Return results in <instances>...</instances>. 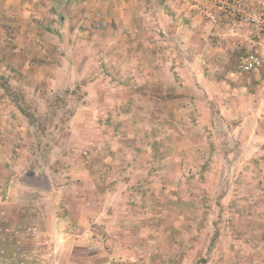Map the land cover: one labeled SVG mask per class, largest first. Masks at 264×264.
I'll return each instance as SVG.
<instances>
[{"label": "rangeland", "instance_id": "1", "mask_svg": "<svg viewBox=\"0 0 264 264\" xmlns=\"http://www.w3.org/2000/svg\"><path fill=\"white\" fill-rule=\"evenodd\" d=\"M55 1L0 12V264H59V232L106 264H264V0H191L229 40L201 94L172 42L152 70L176 36L160 0L117 4L138 14L118 29Z\"/></svg>", "mask_w": 264, "mask_h": 264}, {"label": "crops", "instance_id": "2", "mask_svg": "<svg viewBox=\"0 0 264 264\" xmlns=\"http://www.w3.org/2000/svg\"><path fill=\"white\" fill-rule=\"evenodd\" d=\"M112 2H115V4L109 5L111 1L108 0H71L70 6L68 7L66 6V7L70 11L69 16L72 17L77 16L79 19H81L80 22L81 25L82 22H84V19L88 17L92 18L96 16L104 19L106 18V16H111L113 19H115V21H111L117 26V28H115L114 26L115 29H118L121 24L120 21H116V18H122L124 16H127L131 19L134 18L135 15H138V14H133L131 12L128 13V11H123L124 8L126 7L125 5L121 6L120 8H117L119 5H121L122 2H124V0H112ZM191 2H192L191 0H160V3L166 4L170 8V11L166 10L164 13H162V16L164 17V19H167L168 25L173 27L172 30L174 31L171 32H173L174 35L176 34V36L175 39L173 40L171 39L169 40V42H167V40L164 38L161 43H157V45H162V47H160V49H163L162 60H158L155 63L153 62L152 66L154 67L156 63L157 64L161 63V66L168 64L167 55L165 56L164 53H169L168 50L176 51V48L171 49L172 46L170 45L171 42L172 44H174L175 47H179L182 50H187V52H183L181 54L186 60V62L189 64V66L192 68V71L194 72V74H191L189 75L190 77H188L189 78L188 82L190 83L188 85L192 90V94H201L198 93V91H201L202 87L205 89V91L209 92V88L211 91L212 86L214 85L212 81L213 77L208 75L209 71L206 68L221 63L220 61L218 62L219 59L217 57L216 51L219 46H225V43L229 42V40L226 37H224L226 35L225 30L223 28H220L218 24H216L217 23L216 21L214 20L210 21L206 17L195 13L194 10L192 9L193 7L190 6ZM23 3L24 4L31 3L33 5V7H31V10H29L28 12L30 15L29 18L35 19L34 22L35 25L40 22H43L45 19L44 17L46 15L50 16L53 7L52 5L53 4L57 5L55 0H0V12L1 13L4 12L2 9H6L8 11L9 9L12 11L18 10V12H21L20 9L24 10L26 9L27 6V5L22 6ZM41 10L43 13L42 15H41ZM215 12L217 11L215 10ZM151 14H156V13L153 10L146 9L145 15L149 16ZM18 28L20 30V27ZM73 31L76 32L75 30ZM118 33L119 31L117 30L113 34L115 35ZM106 34H107L106 31L102 32V36L103 35L106 36ZM241 38L243 42L246 43V46L245 44H242L244 47L254 48L260 46L258 43L260 39L258 38L257 33L255 32H252L250 30L244 31L242 33ZM99 39L102 40L101 37ZM152 42L148 44H150V47H155V44H153L155 42L153 43ZM106 44H107L106 41L103 40L101 46L98 45V48L100 47L107 48ZM234 44H236V42ZM116 46L117 44L115 43V41H113L112 47L110 48L112 49L111 52L113 51L117 52V49L115 48ZM163 46H166V48H164ZM106 50H109V48ZM186 55L190 57H186ZM232 56H233L232 53L231 54L228 53L226 59L230 60ZM111 58L115 59L113 55L110 57V59ZM115 60L112 62L113 65L117 66V64H120L119 59L117 57ZM156 68L158 69L160 67H156ZM199 68L203 70L202 74H200ZM152 70L155 71V67ZM164 73L167 72L164 71ZM185 88L187 89V87H183L182 89L184 93L186 92ZM59 233H60L59 236L58 234L56 235L58 238H61L60 244L58 245L59 248H62V250H64L59 257L60 258L59 264H84L83 262L85 261L89 262L90 264H106V262L96 260L97 259L96 257H98V254L100 252L90 254V256L87 259L81 256V253L82 254L84 253L81 252V250H85L84 245L86 244L88 245V242H90V241L87 242L88 234L87 235L77 234L74 236L75 237L74 239L78 238L79 240L78 242L81 244V246H79L81 247L80 248L81 250H78L75 249L78 248V246L71 245L72 237H70L69 239H65L66 236L64 232H59ZM78 252H80V254ZM52 254H54L55 257L51 255L53 263L52 262L50 263L58 264V261L56 259L55 249ZM78 257L79 260L76 259ZM2 260L3 259H1V261Z\"/></svg>", "mask_w": 264, "mask_h": 264}, {"label": "built area", "instance_id": "3", "mask_svg": "<svg viewBox=\"0 0 264 264\" xmlns=\"http://www.w3.org/2000/svg\"><path fill=\"white\" fill-rule=\"evenodd\" d=\"M263 65L262 59L255 54H250L240 62V70L244 73H251L261 69Z\"/></svg>", "mask_w": 264, "mask_h": 264}]
</instances>
